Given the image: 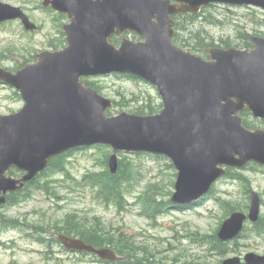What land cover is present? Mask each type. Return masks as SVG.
Instances as JSON below:
<instances>
[{
  "label": "water",
  "instance_id": "obj_1",
  "mask_svg": "<svg viewBox=\"0 0 264 264\" xmlns=\"http://www.w3.org/2000/svg\"><path fill=\"white\" fill-rule=\"evenodd\" d=\"M173 2V3H172ZM210 4L252 6L264 0H42V7L66 15V47L43 51L36 62L14 74L0 68V81L17 90L24 102L17 113L0 116V205L43 172L48 161L71 150L110 147L112 174L116 152L168 158L177 171L173 205H190L208 194L226 174L248 163L264 166V130H247L239 113L248 110L264 120V38L250 36L252 48L208 49L209 60L172 43L175 15H197ZM19 20L37 27L21 8L0 3V23ZM135 33L133 42L124 36ZM120 36L118 47L108 39ZM117 73L153 85L162 100L158 114L107 116L112 101L85 87L81 77ZM23 173L18 179L10 169ZM260 198L250 194L248 214L234 212L221 224L217 238L231 241L246 219L256 222ZM66 250L116 261L108 248L96 249L59 235ZM222 264H264L254 253Z\"/></svg>",
  "mask_w": 264,
  "mask_h": 264
},
{
  "label": "rangeland",
  "instance_id": "obj_2",
  "mask_svg": "<svg viewBox=\"0 0 264 264\" xmlns=\"http://www.w3.org/2000/svg\"><path fill=\"white\" fill-rule=\"evenodd\" d=\"M21 7L38 26L26 32L20 23L0 25V67L15 72L35 61V55L66 45L62 26L64 15L41 6V0H0ZM177 46L208 58L210 47L250 48L249 36L264 37V11L254 7L213 5L204 8L196 19L178 17ZM127 38L138 41L134 34ZM196 38L205 45L194 46ZM86 80L114 102L113 115L121 112L148 115L161 111L162 101L154 86L127 77H94ZM24 105L20 93L0 82V115L19 111ZM253 128L264 129V121L250 113L244 117ZM114 154L109 147L74 150L63 161L64 172H48L32 186L21 191L15 201L0 207V264H222L226 259L248 253L264 256V233L247 221L239 238L228 244L235 250L217 255L203 236L216 237L222 222L232 213L248 214L250 194L261 199L260 218H264V167L249 164L230 169L234 177L220 178L208 194L191 207L177 210L170 206L163 213L147 219L142 201L147 197L169 201L174 193L177 171L167 158L145 154L117 153L118 170L129 171L124 182L123 202H107L85 177L109 172L108 159ZM9 176L19 178L16 170ZM241 178V179H238ZM218 199L220 201H218ZM71 233L80 238L94 234L103 241L113 239L129 253L118 263L102 262L89 254L66 251L54 233ZM75 235H74V234ZM111 250L112 246L105 245Z\"/></svg>",
  "mask_w": 264,
  "mask_h": 264
},
{
  "label": "trees",
  "instance_id": "obj_3",
  "mask_svg": "<svg viewBox=\"0 0 264 264\" xmlns=\"http://www.w3.org/2000/svg\"><path fill=\"white\" fill-rule=\"evenodd\" d=\"M185 19H196L197 16H186L184 17ZM177 34V33H176ZM203 39L200 38H196V43L194 44V46L197 48H201L202 45H205L204 42L202 41ZM112 41L114 43H118V39L117 38H113ZM173 42L177 45V38L176 35L173 39ZM246 46H249V43H245ZM229 45L226 43L224 48H228ZM207 53V50H206ZM88 85V84H87ZM90 86V85H89ZM114 106L112 107V109H110L107 114L109 116L113 115L112 111H113ZM149 112L147 113L148 115H153L155 114L157 111H153L152 107H149ZM248 114V112H244L241 114V117L243 119V125L247 128V129H254L253 126L246 122L244 117ZM137 115H145V113H143V109L141 108L140 111L137 113ZM99 148V147H98ZM65 159V156H59L56 157L54 159H51L49 161L48 167L46 168V170L41 173L39 176H37V178H35L32 182H30L29 184L26 185V187L23 190H26L28 187L32 186L36 181H38V178H40L42 175H46V173L53 172V173H62L64 172V167H63V161ZM233 173L230 172V170L227 171V177L231 178L234 177L232 175ZM129 171H124L122 169H119L117 171L116 174L112 175L109 172L106 173H101L99 175H92V176H87L85 177V180H90V184L93 187H96L99 190V193L102 195V197L104 198L105 201L107 202H113L116 201L118 203V205H121L123 202V198H125L124 195V182H127L129 180ZM241 179V178H238ZM21 192H17V193H10L8 194V201L12 200L13 202H16L15 199L20 196ZM218 201H220L218 199ZM142 206H143V211H144V217L145 218H153L155 217L157 214L163 213L164 208L168 207L171 205L170 201H158L156 199L147 197L146 199H144L142 202ZM179 209H184V208H179ZM257 231H259L260 233H264V218H260L258 220V222L255 224ZM63 234H65L66 236H70L71 237V233L68 232H64ZM74 234V233H73ZM75 235V234H74ZM81 240H83L84 242H86L87 244L96 247V248H101L104 247L105 245L108 246H112L114 248V252L116 254H121V252H123L122 250H124V252L126 251V253H129V249H121L117 243L114 242L113 239H109V237H105L102 240H100V237H96L94 234H90V235H85V236H79ZM202 243L205 244H209L210 249H212L213 251L216 250L218 252H216L217 255H225L227 253H234L235 250L231 247L228 246L229 243L224 244L221 243L217 240V238L214 237H206L203 236L201 239ZM122 258V257H121Z\"/></svg>",
  "mask_w": 264,
  "mask_h": 264
}]
</instances>
